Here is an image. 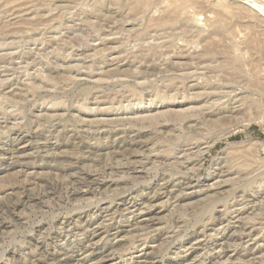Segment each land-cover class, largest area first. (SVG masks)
Returning <instances> with one entry per match:
<instances>
[{"label": "rangeland", "instance_id": "rangeland-1", "mask_svg": "<svg viewBox=\"0 0 264 264\" xmlns=\"http://www.w3.org/2000/svg\"><path fill=\"white\" fill-rule=\"evenodd\" d=\"M0 7V264H264V0Z\"/></svg>", "mask_w": 264, "mask_h": 264}, {"label": "bare ground", "instance_id": "bare-ground-1", "mask_svg": "<svg viewBox=\"0 0 264 264\" xmlns=\"http://www.w3.org/2000/svg\"><path fill=\"white\" fill-rule=\"evenodd\" d=\"M11 3V2H10ZM1 8V7H0ZM3 8V7H2ZM247 8V7H246ZM11 9H13V8H11ZM261 9V8H260ZM14 13V12H13ZM2 17V16H1ZM9 17V16H8ZM39 17V16H38ZM39 25V24H38ZM2 28V27H1ZM8 28V27H7ZM7 33V32H6ZM17 33V32H16ZM12 34V33H11ZM10 35V34H9ZM19 35H21V34H19ZM5 82V81H4ZM3 82V83H4ZM229 88V87H228ZM223 89V88H222ZM235 92H236V90H235ZM228 99V98H227ZM234 99V98H233ZM233 99H232V101H233ZM222 100V99H221ZM235 102V101H234ZM236 102H239V99L238 100H236ZM231 103V102H230ZM223 104V103H222ZM226 104V103H225ZM240 104V103H239ZM214 105V104H213ZM236 106V105H235ZM240 106V105H239ZM236 109V108H235ZM244 111V110H243ZM203 118V117H202ZM192 122V121H191ZM199 122V121H198ZM198 124V123H197ZM99 132V131H98ZM203 139V138H202ZM141 144V143H140ZM206 144V143H205ZM188 148V147H187ZM206 149H207V147H206ZM206 149H205V151H206ZM145 156V155H144ZM183 156V155H182ZM201 156V155H200ZM199 156V157H200ZM176 157V156H175ZM179 157V156H178ZM85 159V158H84ZM126 160V159H125ZM190 160V159H189ZM123 161V160H122ZM197 161H198V159H197ZM149 162V161H148ZM196 162V161H195ZM138 163V162H137ZM137 163H136V161H134V160H132V161H127L121 168L122 169H125L126 171H132V172H134L135 170H136V165H137ZM139 165V164H138ZM104 168V167H103ZM118 168V167H117ZM111 169V168H110ZM139 169V168H138ZM137 169V170H138ZM80 170H82V169H80ZM109 170V169H108ZM113 171V170H112ZM81 173V172H80ZM89 174V173H88ZM107 174V173H106ZM104 175V174H103ZM132 175V174H131ZM83 177V176H82ZM101 177V176H100ZM73 179V178H72ZM180 182V181H179ZM48 183V182H47ZM185 183V182H184ZM33 184V183H32ZM64 184V183H63ZM100 184V183H99ZM98 185V183H97V180H92V179H89V178H76L75 180H72L71 181V183H70V193H71V195H72V197L73 196H77L78 194H80V193H82V194H86V193H91V192H93V191H95V189H94V187L95 186H97ZM42 186H44L48 191L50 190H54L57 186L56 185H53L52 183H48L46 186L45 185H42ZM59 186H61L60 184H59ZM188 186V185H187ZM190 186V185H189ZM62 188V187H61ZM60 189V188H59ZM83 189H85V190H83ZM35 190V189H34ZM45 190V189H44ZM67 190H68V186H67ZM43 192H46V191H43ZM244 192V191H243ZM39 194V193H38ZM49 193L47 192V194H43L42 195V193H41V196L42 197H39V199L40 198H43L44 196H47ZM30 195V194H29ZM40 195V194H39ZM34 197V196H33ZM48 197V196H47ZM32 197H30V196H27V199H31ZM44 199V198H43ZM32 200V199H31ZM238 202V201H237ZM129 205H131V206H129V208H127V210H129V209H133V204L132 203H129ZM11 208V207H10ZM2 209V208H1ZM5 209V208H4ZM7 210V209H6ZM10 210V209H9ZM8 210V211H9ZM126 210V211H127ZM5 211V210H4ZM130 211V210H129ZM4 213V212H3ZM142 214V213H141ZM256 218V217H255ZM240 225V224H239ZM248 225V224H247ZM244 229V228H243ZM224 230V229H223ZM217 231V230H216ZM96 233V232H95ZM206 233V232H205ZM224 233V232H223ZM224 235V234H223ZM89 243V242H88ZM227 245V244H226ZM90 246V245H89ZM221 247V246H220ZM226 247V246H225ZM191 248V247H190ZM232 248V247H231ZM235 249V248H234ZM222 251V250H221ZM224 251V250H223ZM219 252V251H218ZM233 252V251H232ZM69 254V253H68ZM221 254H223V252L221 253ZM65 255V254H64ZM71 255V254H70ZM66 256H68V255H66ZM221 256V255H220ZM219 255H218V257H220ZM258 257V256H257ZM65 258V257H64ZM221 258V257H220ZM252 258V257H251ZM255 258H256V256H255ZM66 260V259H65ZM256 260V259H255ZM252 261H254V259L252 260ZM52 262V261H51ZM256 262V261H255ZM223 264V263H222Z\"/></svg>", "mask_w": 264, "mask_h": 264}]
</instances>
